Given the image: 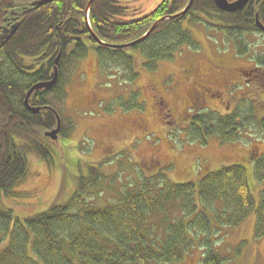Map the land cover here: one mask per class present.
Here are the masks:
<instances>
[{
  "label": "trees",
  "instance_id": "obj_1",
  "mask_svg": "<svg viewBox=\"0 0 264 264\" xmlns=\"http://www.w3.org/2000/svg\"><path fill=\"white\" fill-rule=\"evenodd\" d=\"M32 1L0 0V36L13 16L17 21L16 31L0 39V264H37V261L43 264L176 263L184 260L186 251L195 245L192 229L202 232L201 246L197 245L205 254L202 264H220L223 259L212 248V216L220 225L228 227L239 224L253 212L254 237H262L264 143H257L259 141L252 138L264 133V56L255 58L253 67H239L237 91L232 83L227 84L229 96L223 103V112H204L208 109L199 107L203 99L201 102L192 99L196 90L186 95L184 108L178 115L166 101H154L166 111L159 113L164 122L177 126L171 128L180 127L192 143L204 145L212 136L222 144L242 143L239 161L223 160L215 168L186 182L171 183L160 173L162 176L155 179L163 186L160 190L149 191L147 182L153 180L144 179V189L131 191L125 188L119 196L108 195V204L103 209L93 210L82 199V194L90 191H86L85 186L82 188V179L77 180L69 206L54 205L23 220L14 217L4 199L17 196L18 187L28 175L29 154L43 161L50 159L53 141L50 142L44 133L56 127L57 118L61 120L58 135L63 136L60 103L64 97L62 85L66 63L76 62L86 48L92 47L120 67L126 65L134 78L136 56L128 49L135 50L147 46L149 41L166 39L163 45L154 44L142 52L143 57L150 60L147 65L152 67L155 59L172 60V53L181 46L197 48L198 43L189 28L182 26L184 21L202 22L225 31L226 38L232 40L239 55H243L248 51L244 42L246 34L258 30L255 14L258 13L259 20L264 23V0H249L246 6L233 13L219 9L214 0H193L184 15L161 21L142 43L118 48L98 44L90 35L85 18L88 0H59L40 6L29 4ZM188 1L162 0L154 9L144 11L139 5L135 11L122 0H93L88 22L102 42L122 45L137 39L159 18L175 15ZM208 19L213 22H207ZM59 52L58 80L51 90L31 93L29 103L40 107L38 112L32 113L24 105L25 94L34 83L51 78ZM161 163L156 161V165ZM170 164L171 161L165 162L166 166ZM90 170L86 185L93 190L104 180L101 182L103 175ZM250 175L259 184L257 194L252 192ZM103 186L110 191L114 185L106 183ZM103 191L104 188L97 189L91 195L101 196ZM196 197L200 207L195 202ZM216 200H219V209ZM178 201V209L185 217L176 216L172 223L164 226L162 236L154 235L151 224L145 225L147 216L163 213L165 205ZM164 220H168V216ZM45 235L49 236L51 245L42 242ZM43 248L45 251L41 252Z\"/></svg>",
  "mask_w": 264,
  "mask_h": 264
},
{
  "label": "rangeland",
  "instance_id": "obj_2",
  "mask_svg": "<svg viewBox=\"0 0 264 264\" xmlns=\"http://www.w3.org/2000/svg\"><path fill=\"white\" fill-rule=\"evenodd\" d=\"M123 1L135 11L139 5L145 11L151 9L155 2V5L161 4V0ZM207 22L213 21L208 19ZM183 24L191 31L198 43L197 48L181 46L172 60L155 59L152 67L147 65L150 60L143 58L142 52L154 44L163 45L166 39L149 41L147 46L135 50L128 49L130 54L135 53L136 56L134 78L126 65L120 67L92 47L86 48L87 51L76 62L65 64L63 77L68 80L62 85L65 96L60 103L63 136L50 144L49 160L43 161L32 154L27 156L28 175L18 187L17 196L4 199L14 217L23 220L54 205L69 206L76 192L77 180L80 179L82 188L85 186L86 191L90 190L82 194V199L93 210L103 209L108 204V195L115 193L119 196L125 188L131 191L144 189V179L153 180L147 182L149 191L160 190L163 186L155 179L161 174L171 183L186 182L215 168L223 160L241 159L242 143L239 144V141L236 145L228 142L222 144L215 136L210 137L204 145L188 141L180 127L171 128L175 126L173 123L168 125L164 122L159 113L166 111L162 105H155L154 101H166L173 113L178 115L184 108L189 91L194 93L200 89L206 94L200 98L203 103L198 99L201 102L199 107L208 109L204 112H223V103L229 96L227 84L232 83L236 89L239 67H253L255 58L264 55V35L248 32L244 40L248 51L239 55L236 44L226 38L225 31L202 22L184 21ZM12 78L15 79L14 76ZM191 96L197 99L195 95ZM156 108L162 110L157 111ZM243 131L248 133L247 129ZM255 139L259 141L257 143H264V133L252 138ZM156 161L162 163L156 165ZM170 161L169 166L164 165ZM90 169L104 176L101 177L104 183L99 186V181L93 190L86 185ZM249 182L252 192L257 194L259 184L251 175ZM106 183L114 185L110 191L103 186ZM103 188L101 196L91 195ZM77 196L73 198L74 202ZM195 202L200 207L198 197ZM179 205V201L168 203L163 213L147 216L145 225L148 227L151 224L152 233L162 236L166 224L172 223L176 216L185 217L178 209ZM215 205L220 208L219 200ZM261 212L264 215V210ZM166 216L168 220H164ZM216 220L212 216L211 241L213 251L223 259L220 264H264V235L254 237L253 212L235 226L226 227ZM191 234L195 245L186 251L184 260L170 264H202L205 254L197 246L202 241V232L197 233L192 229ZM41 240L44 245L52 244L48 235ZM44 251L45 248L41 250ZM40 263L43 264L37 261V264Z\"/></svg>",
  "mask_w": 264,
  "mask_h": 264
},
{
  "label": "water",
  "instance_id": "obj_3",
  "mask_svg": "<svg viewBox=\"0 0 264 264\" xmlns=\"http://www.w3.org/2000/svg\"><path fill=\"white\" fill-rule=\"evenodd\" d=\"M53 1H58V0H34L33 2H30L29 4H32V5H36V6H40V5H44L46 3H49V2H53ZM215 1V4L217 5V7L221 10H224V11H235L239 8H241L246 2L247 0H237L233 3H229L228 0H214ZM93 0H89L88 3H87V6H86V10H85V13H86V17H88V14H89V10H90V7H91V4H92ZM191 2L192 0H190L189 4H187V6H185V8H183L180 12H178L175 16H172V17H176V16H180V15H184L186 13V11L188 10V8L190 7L191 5ZM172 17H161L160 19H158L141 37L137 38L136 40L130 42V43H126V44H122V45H113V44H106L104 42H102L101 40H99L97 38V36L93 33V31L89 28V31L91 33V35L93 36V38L100 44L102 45H106V46H110V47H113V48H118V47H130L136 43H139L141 41H143L157 26L158 24L167 19V18H172ZM16 25L14 24L10 31H14ZM9 29H4L3 30V34L1 35L0 39L4 38L6 35L5 33L8 31ZM60 57H61V54L59 53L58 56L56 57L54 63L56 65H54V72H53V75H52V78L48 81H44V82H38L36 84H34L27 92L26 94V99H25V103L27 104V99L30 95V93L35 90V89H40V88H45V89H50L54 86V84L56 83L57 81V75H58V70H57V64L59 63V60H60ZM28 108L33 112V113H36L38 111V108H35V107H30L28 106ZM60 130V121L58 119V123H57V126L51 130V131H47L45 132V135L48 136L49 138H51L52 140H55L57 139V135H58V132Z\"/></svg>",
  "mask_w": 264,
  "mask_h": 264
},
{
  "label": "flooded vegetation",
  "instance_id": "obj_4",
  "mask_svg": "<svg viewBox=\"0 0 264 264\" xmlns=\"http://www.w3.org/2000/svg\"><path fill=\"white\" fill-rule=\"evenodd\" d=\"M13 14H14V12H12ZM10 22H13L12 24H9ZM17 21H16V16H13L11 19H10V21H8L7 22V24H8V26L9 27H7V29H9L7 32H6V36L5 37H7L8 35H12L15 31H16V28H17ZM16 25V27H15V29H14V31H10V29H11V27L13 26V25ZM4 30V29H3ZM204 92L202 91V90H200V89H198V90H196V98H201V97H203V96H205V94H203Z\"/></svg>",
  "mask_w": 264,
  "mask_h": 264
},
{
  "label": "bare ground",
  "instance_id": "obj_5",
  "mask_svg": "<svg viewBox=\"0 0 264 264\" xmlns=\"http://www.w3.org/2000/svg\"><path fill=\"white\" fill-rule=\"evenodd\" d=\"M189 9V8H188ZM258 14V13H257Z\"/></svg>",
  "mask_w": 264,
  "mask_h": 264
}]
</instances>
